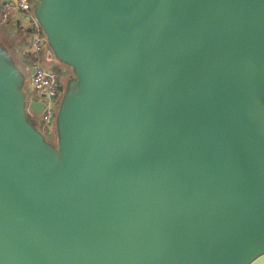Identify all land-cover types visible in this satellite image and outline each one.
I'll list each match as a JSON object with an SVG mask.
<instances>
[{"label":"water","instance_id":"obj_1","mask_svg":"<svg viewBox=\"0 0 264 264\" xmlns=\"http://www.w3.org/2000/svg\"><path fill=\"white\" fill-rule=\"evenodd\" d=\"M32 13L68 73L48 139L0 38V264H264V0Z\"/></svg>","mask_w":264,"mask_h":264},{"label":"built area","instance_id":"obj_2","mask_svg":"<svg viewBox=\"0 0 264 264\" xmlns=\"http://www.w3.org/2000/svg\"><path fill=\"white\" fill-rule=\"evenodd\" d=\"M36 0H0V23H5L16 11L17 17L21 19L29 32L24 49L20 55L26 59L25 67L29 68L28 83L25 90L28 97L42 103L41 109L36 118L31 119L39 130L48 138L54 139L53 117L58 101L62 93L64 73L52 66L49 62L50 55H45L44 50L48 48L44 42V36L32 13V5ZM50 135H52L50 137Z\"/></svg>","mask_w":264,"mask_h":264},{"label":"crops","instance_id":"obj_3","mask_svg":"<svg viewBox=\"0 0 264 264\" xmlns=\"http://www.w3.org/2000/svg\"><path fill=\"white\" fill-rule=\"evenodd\" d=\"M12 15L14 17H17L16 11H13ZM12 25H14V23ZM16 25H17V27L13 26L14 28H16V30H15L16 34H15V38H14L13 43H11L10 35L8 32L9 29H11L12 27L9 28L8 25H4L3 23H0V38L8 43L10 49L12 50V52L14 53L16 58L24 66L25 71H26V76H27V79H26V85H27L29 68L25 67L26 59L23 56L21 59L22 54L20 55V52L22 49H24V46L26 45L27 40L29 39V32H28V29L25 28L21 19L19 20V24H16ZM11 30H13V29H11ZM22 30L24 31V33L23 32L19 33V31H22ZM44 54L49 55V49L48 48H46L44 50ZM49 66H52V67L62 71L64 73V76L67 75V73H68V68L66 66L58 63L57 61H55L53 58L50 60Z\"/></svg>","mask_w":264,"mask_h":264},{"label":"rangeland","instance_id":"obj_4","mask_svg":"<svg viewBox=\"0 0 264 264\" xmlns=\"http://www.w3.org/2000/svg\"><path fill=\"white\" fill-rule=\"evenodd\" d=\"M19 17H14L13 15H11L10 16V18L7 20V22H5L4 23V25H8V27L9 28H11V29H13V30H11V29H9V35H10V39H11V43H13V41H14V38H15V34H16V28H14L13 26H15V27H17V25L16 24H19ZM14 23V25H12ZM15 31V32H14ZM24 33V31L22 30V31H19V33ZM18 33V34H19ZM20 61L18 60V62L17 63H19ZM61 80H64V77H61ZM37 115H38V113H35V114H33V118H36L37 117ZM52 135H50V137H51Z\"/></svg>","mask_w":264,"mask_h":264},{"label":"flooded vegetation","instance_id":"obj_5","mask_svg":"<svg viewBox=\"0 0 264 264\" xmlns=\"http://www.w3.org/2000/svg\"><path fill=\"white\" fill-rule=\"evenodd\" d=\"M29 116L31 117V113L28 111Z\"/></svg>","mask_w":264,"mask_h":264}]
</instances>
